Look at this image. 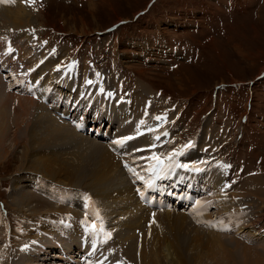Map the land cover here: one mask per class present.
Masks as SVG:
<instances>
[{"label": "rangeland", "instance_id": "1", "mask_svg": "<svg viewBox=\"0 0 264 264\" xmlns=\"http://www.w3.org/2000/svg\"><path fill=\"white\" fill-rule=\"evenodd\" d=\"M22 2L24 6L17 0L1 9L14 7L28 13V20L0 15V80L9 85L5 93L10 95L4 96L5 106L0 98V129L16 143L10 149L4 139L7 152L0 149V264H99L101 257L109 256V264H134L119 248L117 237L122 232L132 235L137 260L144 264H264V237L249 238L254 236L251 224L264 223V0ZM45 73L47 77L37 79ZM69 73V78L64 77ZM89 78L95 81L89 83ZM89 86L95 88L92 96L85 89ZM103 90L108 91L105 96L99 92ZM32 101L44 104L45 110L31 113ZM178 110H185L182 116ZM144 111L145 124L138 125L144 136L132 137L134 121L144 117ZM53 118L67 122L81 135L63 143L52 128ZM123 121L128 126L117 131ZM108 135L110 141H101ZM124 137L132 139L112 146L114 139ZM184 145L189 146L184 148L185 159L180 157ZM202 152L204 160L198 162L194 154ZM173 153H177L172 157L176 170L168 166L166 176L161 174L166 172L164 167L149 171L155 161L144 158L155 155L171 165ZM180 159L188 167L179 169ZM207 161H218L228 171L229 187L216 194L214 203H220L213 212L205 210L201 201L206 197L204 189L213 190L222 176L215 168L209 170V162L207 171L213 173L214 185H205L208 177L196 180L205 169L194 170L206 167ZM44 162L58 174H47L50 177L40 183L35 172L44 170ZM128 168L143 179L135 180ZM78 172L85 178L75 181L79 186L71 184ZM171 174L182 181L178 190L168 185ZM58 177L72 186L55 182ZM42 182L63 188L61 193L69 194L68 199L74 195L76 202L52 195L53 189L45 190ZM191 182L195 185L192 200L186 197ZM97 186L107 190L106 201L99 200ZM18 189L32 199L22 207L25 212L14 207ZM93 194L97 205L88 199L92 210L86 211L84 200ZM158 194L164 198L157 205ZM37 195L44 202H37ZM50 201L59 209L46 215L51 212L47 211ZM65 205L79 215L77 220L85 218L86 225L70 218L73 214L64 212ZM104 205L107 212L102 210ZM29 206L41 213L29 216ZM102 211L107 216L104 221ZM81 212L90 217H80ZM99 214L101 223L94 220ZM49 224L58 227L61 244L55 238L43 239ZM71 232L74 241L67 235ZM37 234L41 240L34 237ZM79 239L98 240L99 247L94 241L87 247ZM124 245L127 251L128 244ZM88 248L94 250L92 255ZM168 249L176 262L167 258Z\"/></svg>", "mask_w": 264, "mask_h": 264}, {"label": "bare ground", "instance_id": "2", "mask_svg": "<svg viewBox=\"0 0 264 264\" xmlns=\"http://www.w3.org/2000/svg\"><path fill=\"white\" fill-rule=\"evenodd\" d=\"M24 9V8H23ZM28 14V13H27ZM27 14H26V12H17V11H15L14 10V7L13 8H6V9H1V7H0V15H2V18H6V19H9V20H14V19H16V18H18V19H21V18H23L24 16H25V19L26 20H28V17H27ZM29 15V14H28ZM4 16V17H3ZM28 22V21H27ZM62 63H59L58 65L59 66H65V65H61ZM42 73V72H41ZM53 74V73H52ZM52 74H50V75H52ZM48 76V73H45V74H41L40 76H37V79H42L43 80V78L44 77H47ZM69 76H70V73L67 75V76H64V77H67V78H69ZM5 77V76H4ZM2 80H4V79H2L1 78V80H0V89L3 91V92H1L0 91V94H1V96H0V98L2 99V101H1V104L4 102V96H5V98L7 97H10V95H9V92H8V89H7V92H8V95L5 93V87L7 86H9L6 82H5V85L4 84H2L1 83V81ZM14 83H16V81L14 82ZM45 85H47V84H43V86L45 87ZM42 86V87H43ZM44 87L43 88H41V92L42 93H47L48 92V90L45 88L44 89ZM96 87V86H95ZM93 90H95V88H93ZM47 91V92H46ZM76 91H77V89H76ZM108 92V91H107ZM110 93H112V91L110 92ZM46 97V96H45ZM81 97V96H80ZM80 97H78L77 99H79ZM150 100V99H149ZM21 101V100H20ZM22 103V102H21ZM20 103V104H21ZM30 103V102H29ZM28 103V104H29ZM32 103V108H31V111H30V109H28V112L30 111L31 113L32 112H36V111H38V110H40L41 112H42V110H45L44 108L46 107L44 104L41 106V105H38V103H35V101H32L31 102ZM90 105H91V100L88 102ZM87 103V104H88ZM4 104V103H3ZM2 104V105H3ZM9 104V103H8ZM37 106H36V105ZM30 105V104H29ZM4 106H5V104H4ZM31 107V106H30ZM48 107V106H47ZM50 107V106H49ZM73 107H76V106H73ZM152 107V106H151ZM6 108V107H5ZM21 108V107H20ZM19 108V109H20ZM72 109V108H71ZM143 109V108H142ZM10 110V109H9ZM46 111H47V109H46ZM149 111V110H148ZM10 112H11V110H10ZM9 112V113H10ZM108 112V111H107ZM107 112H106V114H107ZM19 114V113H18ZM29 114V113H28ZM44 114V113H43ZM17 115V114H16ZM46 115V114H45ZM111 115L112 114H110V115H108L109 117H111ZM144 117H140V118H137V120L136 121H134V123H135V127L131 130V132H130V134H132V137L134 136V135H136L135 137L136 138H138L139 137V135L141 134V136H144V133H143V131H142V129L140 128V127H138V125H141V126H143V124H145V118H147V113H146V111H144V113L142 114ZM149 115H151V113H149ZM47 116V115H46ZM49 116V115H48ZM42 117V116H41ZM27 118L29 119V116H27ZM155 118V117H154ZM40 119V118H39ZM54 119V126L52 127V128H54L55 129V131L58 133V135H59V139H61V141L63 142V143H66V142H68V138H71V139H78L76 136H80L81 134L80 133H78L74 128H71L68 124H67V122H64V121H62V120H57V119H55V118H53ZM14 123L15 122H17V116L16 117H14ZM29 120H32V116H31V118L29 119ZM29 120L28 121H26V122H29ZM47 121H49V120H47ZM62 121V122H61ZM3 122V121H2ZM123 123H124V121H123ZM153 123H155V120L153 121ZM18 123H16V125H17ZM25 124V123H24ZM27 124V123H26ZM151 124V123H150ZM124 126V127H123ZM128 126V123H124L122 126H119V128H118V130L117 131H124L125 129H126V127ZM21 127V126H20ZM78 127H80L79 125H78ZM112 127H113V125L110 127L111 128V130H112ZM123 127V128H122ZM130 128V127H129ZM5 129V128H4ZM144 130V129H143ZM146 130V129H145ZM144 130V131H145ZM150 130V129H149ZM6 131V130H5ZM94 131V130H93ZM35 132V131H34ZM147 132V131H146ZM32 133V132H31ZM71 133V135H69ZM121 134V133H120ZM83 136L84 135H82L81 137L83 138ZM7 137H8V135L4 132V130H3V128H1L0 129V149H2V151L0 150V152H2V153H6L7 152V149L5 148V146L3 145L4 144V141H2V140H4V139H7ZM119 137V136H118ZM117 137V138H118ZM67 141H66V140ZM87 138H85V140H86ZM119 139H121V138H119ZM119 139H116V140H119ZM135 139V138H134ZM134 139H133V142H134ZM7 140H9V143H8V145H11V147H10V149H12L13 147H14V145L16 144H14L13 142H12V139L11 138H8ZM89 140V139H88ZM92 141H94V140H92ZM114 141H115V139H114ZM138 141H140L141 142V140H138ZM89 142V141H88ZM129 142V141H128ZM92 143V142H91ZM136 143H138V142H136ZM143 143V142H142ZM135 144V143H134ZM112 146H115V147H117L118 145H116V144H114L113 143V145ZM111 145H110V147H112ZM14 149V148H13ZM29 151V150H28ZM9 153V152H8ZM125 154V153H124ZM3 157V156H2ZM3 159V158H2ZM27 159V158H26ZM28 160V159H27ZM128 160V159H127ZM130 162V161H129ZM26 164V163H25ZM49 164L47 163V162H44V166L42 167L44 170H40L39 172H35V173H38L39 174V177L40 178H36L35 177V179H36V181H38V182H40L41 183V181H42V179L43 178H47V177H50V176H57V174L58 173H56L55 171H54V168H53V166L51 165V166H48ZM30 167V166H29ZM27 169V168H26ZM24 170V169H23ZM32 171H34V170H36V168L35 169H31ZM39 170V169H38ZM34 173V172H33ZM50 175V176H48V175ZM36 176H38V175H36ZM60 176V175H59ZM219 176V175H218ZM61 177V176H60ZM52 179H53V177H51ZM62 178V177H61ZM61 178H59L58 177V181H55V182H57V183H62V184H64L65 186H72V185H70V184H67L68 182H66V181H64L63 179H61ZM48 179V178H47ZM83 179H85L84 178V174L82 173V172H78V173H76V177L74 178V179H72V182H71V184H74V185H77V186H79V185H81V183H78V182H75V181H80V180H83ZM55 180V179H54ZM135 180H138V178H136ZM155 180H156V178H155ZM45 181V180H44ZM13 183V182H12ZM95 183H91V185L93 186ZM204 184L205 185H210V184H213L214 185V182H209L208 181V179L206 178L205 179V182H204ZM14 185V184H13ZM42 185L43 186H45L44 187V189L45 188H47V189H45V190H48V189H53L54 187L53 186H50L49 184H46L45 182H42ZM61 185V184H60ZM146 185V184H145ZM144 185V186H145ZM24 187H25V185H23ZM86 186V185H85ZM20 187V186H19ZM24 187H22L20 190H22ZM122 187V186H121ZM147 187V186H146ZM16 188V187H15ZM18 188V187H17ZM123 188V187H122ZM18 189V197H17V201H16V205L14 204V207L15 208H17V206H19V210L20 211H24L25 212V209H23L22 207H24V206H28V205H30L31 203H32V199H27V197H29V196H31V195H34V196H36L34 193H32V192H29L28 190H25V189H23V190H25V191H27L26 193L29 195V196H27V195H25V191H20ZM78 189H80V188H78ZM96 189L97 190H101V191H98V195H99V200L100 201H106L105 199H104V193L107 191V190H105V189H101V188H99V186H97L96 187ZM93 190V189H92ZM103 190V191H102ZM124 190V189H123ZM17 191V190H16ZM53 193H51L52 195H60L61 196V198L64 200V201H67V200H69L70 202V204L71 203H75L76 202V200H75V198H74V195L72 196V197H70L71 199H68L67 198V196H69V194H62L61 193V191H64V189L63 188H58V189H53ZM66 191V190H65ZM11 192H14V190L13 191H11ZM39 192V191H38ZM77 192V191H76ZM66 193V192H65ZM144 193V192H143ZM17 194V193H16ZM17 196V195H16ZM38 196V195H37ZM93 197H89V196H87L88 198L87 199H85L84 200V202L85 203H83V205L85 206L83 209L84 210H86V211H90V210H92L91 208H90V206H88L87 205V203H86V201L88 200V199H90V198H93L94 200H95V202H94V204L96 203V205H97V202H98V199L95 197L96 195L95 194H93L92 195ZM39 197V196H38ZM187 197V196H186ZM80 198V197H79ZM130 199H133V198H130ZM81 200V199H80ZM39 201H41V202H44L43 201V199H42V197H39V199L37 200V202H39ZM99 201V202H100ZM133 201V200H132ZM51 203H50V207H48L47 208V211H51V212H46V215H47V213H51L52 214V212H56V210L57 209H59L58 207H55V208H53L52 206H55V204L53 205V203H52V201H50ZM91 202H93L92 200H91ZM135 202H137V201H134V203ZM139 202V201H138ZM104 203V202H103ZM78 204H81L80 202L78 203ZM136 204V203H135ZM66 205H67V203H66ZM65 205V208H64V212L65 213H72V209H70L69 208V206H66ZM93 206V205H92ZM91 206V207H92ZM30 208H31V206H29ZM106 207V205H104L103 206V208H102V210H104L105 212H107V210L109 209H107V207ZM30 208L28 209L29 210V212H30V214H29V216L32 214H36V212H37V214H40V213H38V211H37V209H33V208H31V211H30ZM93 208V207H92ZM114 208V207H113ZM138 208V207H137ZM137 208H135V209H137ZM145 208V207H144ZM141 209V208H140ZM139 209V210H140ZM27 210V209H26ZM27 210V211H28ZM132 210H133V208H132ZM26 211V212H27ZM75 211H77V210H75ZM104 211H102V213H104V215L102 216V217H105V219H103V221L104 220H106L107 218V216H106V214H105V212ZM238 211V210H237ZM59 212V211H58ZM110 212V211H109ZM138 212V211H137ZM136 212V213H137ZM45 213V212H44ZM43 213V214H44ZM73 213H75V212H73ZM72 213V214H73ZM90 213V212H89ZM166 213H168V212H166ZM54 214V213H53ZM78 214H81V216L80 217H85L86 215H88V212H86L85 213V215L81 212V213H78ZM91 214V213H90ZM109 214V213H108ZM91 215H93V214H91ZM63 216V215H62ZM77 216V215H76ZM74 214H73V217H71L70 215H69V217L70 218H74V220H75V222L77 223V224H80V225H83V226H85L86 225V222L84 223V221L83 220H85V218H82V220L80 219V218H78L79 220H77L76 218L79 216H77L76 217ZM89 216V215H88ZM97 216V217H96ZM94 218V220H96V221H100V223H101V216H100V214H99V216L98 215H96ZM136 216V215H135ZM206 216V215H205ZM90 217V216H89ZM99 217V218H98ZM258 217V216H257ZM257 217H256V219H257ZM92 218V217H91ZM262 217L261 216H259V218L258 219H261ZM230 219V218H229ZM235 219V218H234ZM59 220H61V219H59ZM73 219H72V221H74ZM88 220V219H87ZM263 220V219H262ZM136 222V221H135ZM103 223V222H102ZM52 224V223H51ZM51 224H49V226H47V230H46V232H45V235H44V240H47V242L48 241H50L51 239H57V243H60L61 244V241H60V237H62V236H58L56 233H58V227H55V226H53V225H51ZM76 224V225H77ZM88 224V223H87ZM106 224V223H105ZM108 224H110V225H113L112 223H108ZM58 225V224H57ZM63 225V224H62ZM65 225V224H64ZM248 225V224H247ZM250 225V224H249ZM252 225V227H253V234H254V236H252V237H249V238H251V239H253V238H256V237H258V238H263L264 237V223L260 220V221H256V222H254L253 224H251ZM51 226V227H50ZM83 226H80V227H83ZM88 226H90V225H88ZM102 227H103V225H101ZM106 227V226H105ZM108 227V226H107ZM106 227V228H107ZM31 228V227H30ZM85 228V227H84ZM112 228H113V226H112ZM82 229V228H81ZM108 229V228H107ZM32 230V229H31ZM50 230H52V231H54V232H50ZM88 230V229H87ZM95 230V229H94ZM110 230V229H109ZM56 231V232H55ZM83 231V230H82ZM93 231V230H92ZM91 231V232H92ZM48 232H50V235H49V233ZM90 233V232H89ZM95 233H96V231H95ZM94 233V234H95ZM154 233V232H153ZM15 234V233H14ZM72 235V232L71 233H67V235L69 236V235ZM94 234H92V235H94ZM97 234V233H96ZM121 234V235H120ZM119 235H118V239H119V241H121V242H119L120 244H121V246L119 247V248H121V251H123V253L126 255L125 256V258L126 259H128L129 261H131L132 263H134V264H144V263H142V262H139V261H141V259L140 260H137L138 259V257H137V255H136V253L134 252L135 251V249H134V246H136V245H134V242H133V240L130 242V239L132 238V235H127V234H124L123 232L122 233H120ZM131 234V233H130ZM57 235V236H56ZM109 235V234H108ZM122 235H123V237H122ZM127 235V236H126ZM8 236V235H7ZM34 237H37V238H40V240H41V235L40 234H37V235H35ZM147 237V236H146ZM150 237V236H149ZM8 238V237H7ZM86 238V237H85ZM36 239V238H35ZM34 239V240H35ZM63 239V238H62ZM84 239V238H83ZM103 240H104V238H102ZM146 239V238H145ZM11 240V239H10ZM74 241L75 240V238H74V235H72L71 236V238H70V241ZM153 240V239H152ZM39 241V240H38ZM79 241H83V242H85L86 244L85 245H87V247H88V245H90V241L91 242H96V240H89V242H87V240H82V239H79ZM98 241V240H97ZM154 241H156V240H154ZM3 242H4V239H3ZM38 243L37 241H34V243ZM64 243H66V241L64 240ZM68 243V242H67ZM97 243V242H96ZM101 243V242H100ZM124 243H126V244H128V246H127V251H126V249H125V245H124ZM107 244V243H106ZM93 245V244H92ZM98 245V244H97ZM84 246V245H83ZM166 246H167V244H166ZM170 246V245H169ZM73 247V242L70 244V246H69V248H72ZM247 247V246H246ZM259 248H262V246L260 245V246H258ZM146 248V247H145ZM170 249H172V248H170ZM170 249H168V257L167 258H169L171 261H175L176 262V260H175V258H174V252L172 251V250H170ZM250 249V248H249ZM89 252L88 253H93V252H91L93 249L92 248H88L87 249ZM99 249H97L96 251H98ZM251 250H253V249H251ZM263 250H264V248H263ZM94 251V250H93ZM148 251V250H147ZM209 251V250H208ZM141 252V251H140ZM252 252V251H251ZM87 253V254H88ZM103 253H105V252H103ZM151 253V252H150ZM90 254H88V255H90ZM95 254V253H94ZM142 254V253H141ZM256 254H258V253H256ZM92 255V254H91ZM96 255V254H95ZM94 255V256H95ZM98 255H103V254H101V253H99ZM105 255V254H104ZM123 255V254H122ZM106 256V255H105ZM124 256V255H123ZM142 256V255H141ZM149 256V255H148ZM165 256V255H164ZM201 256H202V254H200V255H198L197 254V257H199V258H201ZM110 258H106V259H104V258H100V261L101 262H105L106 264H109V262L110 261H112V257L111 256H109ZM72 258V257H71ZM141 258H143V257H141ZM148 258V257H147ZM153 258V257H152ZM165 258V257H164ZM163 258V259H164ZM205 259H206V257H204ZM203 258V259H204ZM202 259V260H203ZM145 260H146V258H145ZM149 260H150V256H149ZM192 260H195V259H192ZM197 260V259H196ZM242 260H244V259H242ZM100 261H99V264H101L100 263ZM143 261V260H142ZM206 261V260H205ZM152 262V261H151ZM159 262V261H158ZM160 262H162V261H160ZM197 262V261H196ZM102 263V264H103ZM104 263V264H105ZM148 263V262H147ZM150 263V262H149ZM170 262H168L167 264H169ZM162 264V263H161ZM178 264V263H177ZM181 264H183L182 262H181Z\"/></svg>", "mask_w": 264, "mask_h": 264}, {"label": "snow or ice", "instance_id": "3", "mask_svg": "<svg viewBox=\"0 0 264 264\" xmlns=\"http://www.w3.org/2000/svg\"><path fill=\"white\" fill-rule=\"evenodd\" d=\"M28 2H30V3H34V0H28ZM0 3L11 4V3H14V0H0ZM89 83H90V82H89ZM156 119H160V117H156ZM129 139H132V137H124V138H121V139H119V140H115V141H113V143L116 144V145H118V146H123V144H124L127 140H129ZM157 139H159V137H157ZM176 154H177V153L170 154V155H169V160H171L172 157H173L174 155H176ZM144 159H152V160L155 161V164H154V165H150V166H149V171H153V172H155V171H157V169H162L163 167H168V166H170V165H165V164H164V161H163L160 157L155 156V155L152 156V157H150V158H144ZM178 166L188 167L187 165H178ZM125 167H128V165L126 164ZM128 170H129L130 172H132L134 175H136L138 179H143V177H140L139 174L136 173L134 169H132V168H128ZM93 227H95V225H93ZM222 230H226V231H227V230H229V229L224 228V229H222Z\"/></svg>", "mask_w": 264, "mask_h": 264}]
</instances>
